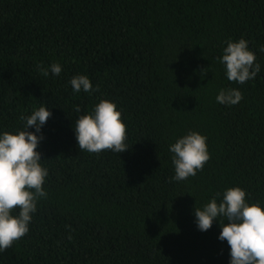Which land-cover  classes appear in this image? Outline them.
<instances>
[{
  "label": "trees",
  "instance_id": "1",
  "mask_svg": "<svg viewBox=\"0 0 264 264\" xmlns=\"http://www.w3.org/2000/svg\"><path fill=\"white\" fill-rule=\"evenodd\" d=\"M241 38L260 65L244 84L219 63ZM262 49L264 0H0V135L51 112L36 149L46 197L0 264H230L220 223L200 231L194 208L240 187L264 209ZM77 75L99 91L73 92ZM221 89L243 99L220 104ZM101 100L121 112L122 153L78 148L75 121ZM189 132L207 137L210 159L175 181L169 148Z\"/></svg>",
  "mask_w": 264,
  "mask_h": 264
},
{
  "label": "clouds",
  "instance_id": "2",
  "mask_svg": "<svg viewBox=\"0 0 264 264\" xmlns=\"http://www.w3.org/2000/svg\"><path fill=\"white\" fill-rule=\"evenodd\" d=\"M255 61V54L243 38L236 42L229 40L219 58V63L226 66L227 79L239 84L254 80L260 73V65ZM37 69L48 75L42 65H37ZM50 71L59 76L62 68L59 63H53ZM203 73L206 74V69ZM70 84L76 93L99 91L98 86L93 89L84 75L74 76ZM242 99V93L236 89H221L216 97L218 103L225 105H236ZM74 110L79 112V106ZM50 117L51 112L41 106L30 116L20 117L26 121L23 130L0 135V251L10 248L28 233L37 201L46 197L42 185L48 170L41 166V154L36 149L43 139L37 133ZM30 127L35 133L27 131ZM73 128L80 150L122 153L130 148L126 143L127 128L121 112L111 101L101 100L90 114L81 115ZM206 141L207 137L189 132L170 146L175 169L173 180H186L203 169L210 159ZM246 195L240 187H233L227 189L218 202L216 197L220 194L217 193L203 208H194L195 222L202 232L209 230L214 220L220 223L218 239L229 245L230 264H264V209L258 202L247 203ZM16 209H19L18 215H13Z\"/></svg>",
  "mask_w": 264,
  "mask_h": 264
}]
</instances>
